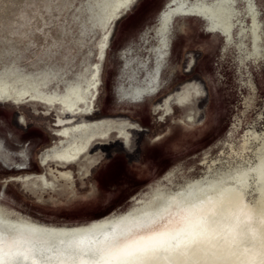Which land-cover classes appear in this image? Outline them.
I'll return each instance as SVG.
<instances>
[{"label": "rangeland", "instance_id": "obj_1", "mask_svg": "<svg viewBox=\"0 0 264 264\" xmlns=\"http://www.w3.org/2000/svg\"><path fill=\"white\" fill-rule=\"evenodd\" d=\"M156 1L0 0V142L17 152L27 141L37 142L29 167L10 171L0 166V191L4 188L11 197L0 196V204L47 225L86 223L111 211L123 212L131 204L127 198L146 193L172 168L179 180V175H201L205 154L207 162H239L249 129L264 137V62L239 76L235 55L223 57L220 42L209 52L199 45L211 37L198 26L192 27L180 54L171 92L156 96L142 116L109 110L110 56L124 31L150 21L163 2ZM247 98H253L252 104L247 105ZM114 114L126 117L103 118ZM210 114L212 122L201 136L179 151L172 149L182 134L201 127L184 130L178 121L197 125ZM59 118L76 121L56 130ZM162 133L161 142L151 141ZM49 144L38 155L41 170L36 153ZM258 144L252 142L249 149ZM146 162L149 174L143 169ZM64 166L74 172L73 180L47 171ZM25 172L40 175H18ZM11 174L18 176L7 177ZM92 185L93 196L81 198ZM255 197L251 192L249 198Z\"/></svg>", "mask_w": 264, "mask_h": 264}, {"label": "bare ground", "instance_id": "obj_2", "mask_svg": "<svg viewBox=\"0 0 264 264\" xmlns=\"http://www.w3.org/2000/svg\"><path fill=\"white\" fill-rule=\"evenodd\" d=\"M262 6L263 0H163L150 21H146L142 27L124 31L118 39L116 49L109 59V110L117 112L124 109L140 116L145 114L151 101L159 94L167 92L178 78L180 54L188 45L189 37L193 33L192 27L198 26V29L211 37L199 44L205 51L213 50L215 44L220 42L223 57L235 55L232 58L239 76L243 70L249 72L251 67L259 68L264 62ZM112 40L113 37L106 59ZM208 77L213 84L211 75ZM248 82L252 87V80ZM252 101L253 98H247V105L252 104ZM117 115L119 114L113 116ZM204 120L197 125L178 121L184 130H191L200 124L201 127L195 128L194 132L182 134L172 144V149L179 151L189 139L201 136L211 124L212 114L207 121ZM165 136L162 133L151 141L161 142ZM252 142H259L255 150L249 149ZM227 144L235 152L233 145L230 142ZM36 145L37 142L27 141L20 146V152H17L8 149L9 146L6 148L5 143L0 142V166L10 171L17 170L20 166L29 167L31 151ZM239 151L242 154L241 160L235 164L228 161L226 166L218 159L207 162L205 154L201 162L205 169L197 177L179 175V180L177 169L165 171L166 174L158 178L146 193L141 192L127 198L131 204L123 212H115L110 217L89 225L74 228L50 226L16 215L9 207L0 204V242L6 245L10 235L18 236L23 242L32 244L33 254L32 251L29 254L28 249L25 250L30 258H33L35 251L45 253L44 261L34 258V261L31 260L32 264H53L54 261H61L60 258L81 256L77 253L88 250L86 246L90 244L86 240L85 244L76 243L72 236L87 231L95 233L94 238H97L100 234L113 233L111 230H115L108 240H114L124 233H133L136 234L135 237H141L137 242L154 246L159 239L166 238L165 233L184 227L183 218L186 212L182 209L197 205L204 211H211L213 219L221 220L226 232L228 225L237 222L239 224L235 239L229 234L218 241L222 246L218 254L227 256L226 264H244V261L246 264H260L264 259V137L249 129L243 137ZM248 152H252V157ZM148 165L146 162L143 169L149 174ZM143 173L144 170L141 171ZM94 187L92 185V191L88 195L80 197L93 196ZM3 189L0 196L11 198ZM251 192L256 197L249 201ZM49 201L53 204L60 202L56 199ZM149 237L153 239H148ZM97 240L98 238L93 239L94 244ZM23 263L28 264L18 256L12 259L0 257V264ZM109 264H115V261ZM154 264H175V254L161 253Z\"/></svg>", "mask_w": 264, "mask_h": 264}, {"label": "snow or ice", "instance_id": "obj_3", "mask_svg": "<svg viewBox=\"0 0 264 264\" xmlns=\"http://www.w3.org/2000/svg\"><path fill=\"white\" fill-rule=\"evenodd\" d=\"M182 210L186 212L183 218L184 227L165 233L166 238L159 239L154 246L133 242L124 247H117L110 243L106 250L101 251H106L115 264H154L161 253H174L175 264H226L227 256L218 254L222 247L218 241L225 239L229 234L235 239L238 222L228 225L226 232L222 221L212 218L211 211H204L197 205ZM16 256L26 258V252L11 253L9 259ZM105 264H109V260L106 259ZM260 264H264V259Z\"/></svg>", "mask_w": 264, "mask_h": 264}, {"label": "water", "instance_id": "obj_4", "mask_svg": "<svg viewBox=\"0 0 264 264\" xmlns=\"http://www.w3.org/2000/svg\"><path fill=\"white\" fill-rule=\"evenodd\" d=\"M248 200L251 201V199L248 197ZM112 215V211L94 218L86 223H81V224H76V225H71V226H67L64 225L63 227L69 228V227H75V226H80V225H89L91 223L94 222H100L102 220H104L105 218H108ZM43 224V223H42ZM53 226V225H50ZM115 230H111V232L114 233ZM113 233H109V234H100L97 238V243L94 244L93 239H97L96 237L94 238V234L92 233V231H87L86 233H81V234H74L72 237L74 238L73 240L76 241V243L79 244H85V240L88 242V244H90L89 246H86V248H88V250H86L85 252H80L77 253L78 257H71L70 259H67V257L64 258H60L62 259L61 261H54L53 264H105V260H109V263L113 262L114 260H111L110 256L107 255V252H102L101 250H106L107 249V245L112 243L114 245H116L117 247H124L128 244H131V241L137 242V239H141V237H135V235L133 233H124L121 236H118L117 238H115L114 240H108L109 239V235L113 234ZM114 235V234H113ZM146 238V237H144ZM8 241L5 244H3L2 242H0V246L4 245L3 248H0V257H5L8 258L9 255L11 253H15V252H25V250L28 249V253L31 254L32 251V244H30L29 242H23V240L18 237V236H13L10 235L8 237ZM149 239V238H148ZM145 240V239H143ZM139 241V240H138ZM35 246V244H34ZM150 246V245H148ZM28 253L26 254V258L25 256H18L23 262L28 263V264H32V262L34 261L33 259H37L40 261H44L45 259V253L43 252H39V251H35V254L32 255L33 258H30ZM33 254V251H32ZM245 253H241V255H243ZM27 260H29L27 262ZM33 260V261H31ZM244 264H246V262H243ZM24 264V263H23ZM36 264V263H34Z\"/></svg>", "mask_w": 264, "mask_h": 264}, {"label": "flooded vegetation", "instance_id": "obj_5", "mask_svg": "<svg viewBox=\"0 0 264 264\" xmlns=\"http://www.w3.org/2000/svg\"><path fill=\"white\" fill-rule=\"evenodd\" d=\"M91 109H93V107H91ZM91 112H93V111H90V113ZM124 117H126V116H124V115H122V114H119V115H117V116H106V117H103V118H105V119H107V118H124ZM128 118V120L129 121H131L132 122V120L129 118V117H127ZM65 120H67V119H62V118H59V120H58V125H57V127H56V130L58 129H61L62 127H64V126H66V125H72V124H74L75 123V121H76V119H74V118H72V119H70L71 121L70 122H67V123H64V121ZM135 122V121H134ZM135 123H137V122H135ZM138 124V123H137ZM138 125H140V124H138ZM141 126V125H140ZM66 127H68V126H66ZM62 135H63V133H61ZM60 135L58 134V135H56V137H59ZM52 139H55V137H53ZM56 140V139H55ZM55 140H53V142L55 141ZM51 144H49V145H47V146H45L44 148L42 147V148H40L38 151H37V153H36V159H37V161H38V165H39V167L41 168V170L43 169V164H41V162H40V160H39V158H38V155H39V153L42 151V150H44L45 148H47L48 146H50ZM90 146V145H89ZM88 149H89V147H88ZM77 157V156H76ZM75 157V158H76ZM75 158H73V159H67V158H61L60 160H65V161H72V160H74ZM46 164V163H45ZM53 170V174H55V176L58 178V179H61V180H64V179H66V180H73L74 179V172L72 171V170H69V169H67L65 166L64 167H59V168H56V169H52L51 167H48V169H47V171H52ZM42 173V172H41ZM70 174L72 175V176H70ZM18 175H36V176H39L40 174H37V173H34V172H25V173H19ZM17 174H13V175H9V176H7V177H12V176H18Z\"/></svg>", "mask_w": 264, "mask_h": 264}]
</instances>
